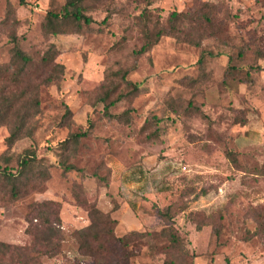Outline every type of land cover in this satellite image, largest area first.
Returning a JSON list of instances; mask_svg holds the SVG:
<instances>
[{"label":"rangeland","instance_id":"rangeland-1","mask_svg":"<svg viewBox=\"0 0 264 264\" xmlns=\"http://www.w3.org/2000/svg\"><path fill=\"white\" fill-rule=\"evenodd\" d=\"M24 1L0 0V64L10 60L13 36L32 59L22 82L9 89L0 82V94L13 91L20 109L32 98L38 106L30 136L12 146L8 125L0 126V167L14 171L17 155L34 148L49 179L15 201L0 193V243L29 248L27 257L0 254V264H119L79 251L78 231L89 223L82 199L110 213L116 236L144 234L129 248V264H162L168 241L159 233L167 226L179 234L186 264H264V0H85L93 23L81 21L70 34L43 28L46 12L65 0ZM203 3L216 6L214 29L198 22L182 29L204 36L198 46L163 36L134 60L144 9L166 25L172 11L193 14ZM51 45L61 72L42 68ZM118 69L140 90L106 114L98 97L106 77L118 82ZM188 103L200 114L185 112ZM123 111L128 123L114 118ZM82 132L76 147L62 149ZM63 161L74 169L63 172ZM44 200L59 203L62 240L53 254L33 250L25 232Z\"/></svg>","mask_w":264,"mask_h":264},{"label":"trees","instance_id":"trees-1","mask_svg":"<svg viewBox=\"0 0 264 264\" xmlns=\"http://www.w3.org/2000/svg\"><path fill=\"white\" fill-rule=\"evenodd\" d=\"M19 2L26 4L24 0H19ZM85 10V0H65L60 8L49 9L46 12L43 25L44 31L47 34L74 33L78 23L81 21H83L85 26L89 27L93 20L85 14ZM215 10L216 6L214 4L203 3L193 14L172 11L167 18L166 25H161L150 10L144 9L136 17L138 19L137 25L141 35L142 46L135 51L134 60L147 53L163 36H172L177 40L198 46L204 36H200L197 41L192 39L191 32L185 33L182 29L186 22L190 26H192L191 22H198L200 29L201 26L206 24L210 30H213L216 19ZM12 15L13 13L9 7L7 18ZM103 22H106V18L103 19ZM11 42L10 60L7 64H0V82H6L8 84L7 89L22 82V77L26 74L32 61L30 56L21 49L17 37L13 36ZM119 46L120 42L116 43L114 48ZM54 50V45H51L46 55L42 57L41 65L42 68L50 69L51 72H61V65L53 63ZM202 62L203 58L201 57L198 63L201 64ZM133 66L135 67L136 65ZM128 71L125 69L115 71L113 76L118 82L110 80L108 77L105 78L107 79L105 80L107 83H105V91L98 97V101L104 105L106 114H108L109 108L122 101L129 102L131 97L139 93V87L126 79ZM51 78L50 75L47 76V82H51ZM190 82L192 84L194 81ZM119 88H123L125 92H120L114 99L109 100L111 95ZM20 98L13 91L8 94H0V126L8 125L9 127L8 136L5 139L9 147L17 140L30 136L32 128L29 127L28 122L36 114L33 109L38 106L37 100L32 98L30 99L31 103H26L27 105L25 104L20 109L18 105L21 101ZM168 106L178 112V108L172 103ZM184 109L187 113H191L192 110L200 114L199 108L192 106V103H188V106L184 107ZM114 118L119 122L128 123V111L116 114ZM238 120L242 122V117H239ZM85 135V132L69 135L67 139L61 142L62 149H69L70 144L76 147L79 138ZM72 169H74L72 165H68L63 161V172ZM48 179L49 165L38 156L36 149H25L17 155L16 169L14 171L8 170L6 167H0V193L8 201H15L32 192L41 191ZM81 202L87 212L89 223L78 231L79 251L93 258L95 262L104 259H114L119 264H129L128 261L134 255L133 250H129V248L133 246L136 248L144 234L130 231L122 236H116L114 229L117 221L110 216L109 212H103L97 208L96 204L87 203L83 199ZM58 208L59 203L53 200H44L36 203L32 208L25 232L33 240V246L31 245L33 250H42V252L47 254H53L58 249L62 240V233L58 229L61 223ZM33 219H36V224H33ZM159 234L168 241V245L162 248L166 255L162 264H186L183 255L177 254L178 250L180 251L183 248V242L175 229L172 226H167L162 228ZM15 251L18 256L27 257L29 248L0 243L1 255L11 254ZM32 260L27 259L25 264H29V262L37 264L35 258ZM189 264L192 263L190 262Z\"/></svg>","mask_w":264,"mask_h":264}]
</instances>
